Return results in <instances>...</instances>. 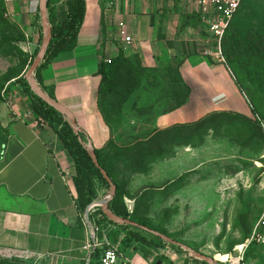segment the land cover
I'll return each mask as SVG.
<instances>
[{
	"label": "crops",
	"instance_id": "crops-1",
	"mask_svg": "<svg viewBox=\"0 0 264 264\" xmlns=\"http://www.w3.org/2000/svg\"><path fill=\"white\" fill-rule=\"evenodd\" d=\"M5 1L14 21L31 37L35 52L43 36L41 0ZM85 1L87 13L75 49L57 56L35 80L49 98L72 116L87 149L103 151L113 138L100 108L99 66L120 54L121 23L134 40L126 57L156 72L150 84L154 83L157 90L162 89L159 86L164 82L167 87L164 74L177 70L189 89L183 106L158 112L150 122L136 117L137 121L123 123L128 131L133 130L131 134L136 133L134 138L140 137L144 127L164 131L198 123L215 113L251 117L248 99L229 66L207 55L214 49L215 41L203 28L195 0ZM60 4L55 3L54 7ZM61 7L54 11L55 24L66 21V10ZM142 90L136 97L142 95ZM9 101L12 117L0 158V249L7 250L11 257L22 255L49 264H101L104 250L110 247L118 250L121 264H208L158 236L204 255L193 237L182 236V226L173 228L170 219L160 218L157 224L155 216L156 228L130 220L127 221L135 226L119 225L106 217L111 224L95 215L100 209L104 214L96 206L90 211L94 218L86 227V212L81 213L77 202L73 157L55 131L35 114L22 87L13 86ZM177 157L178 154L169 156L166 164L169 166ZM155 168L147 175L154 173ZM195 172L198 170L192 173ZM159 175L166 178L164 171ZM125 203L132 215L136 201L125 198ZM156 203L164 204L158 205L164 208L163 212L172 207L170 200ZM130 232L146 242L134 240Z\"/></svg>",
	"mask_w": 264,
	"mask_h": 264
},
{
	"label": "rangeland",
	"instance_id": "rangeland-1",
	"mask_svg": "<svg viewBox=\"0 0 264 264\" xmlns=\"http://www.w3.org/2000/svg\"><path fill=\"white\" fill-rule=\"evenodd\" d=\"M57 1L54 4L62 2V5L53 6V16L58 7L62 6L60 10L67 11L68 0ZM43 37L38 49L33 52L31 37L14 21L7 2L0 0V158L12 117L10 92L17 85L23 91L29 88L33 92L27 80L22 78L40 52ZM250 57L258 82L264 87V53L251 54ZM36 75L37 72L35 79ZM169 76L164 74L169 85L166 87L164 82L159 86L162 89L158 90L154 83L150 84L152 77L145 79L142 95L131 99L123 108L124 124L133 119L137 121L136 117L150 122L158 112L185 102V91L177 82H172ZM130 131L126 127L118 129L116 135L123 137H119L118 144L134 139L132 135L136 133L131 134ZM150 131V128L144 127L140 136ZM184 135V139L187 138L186 133ZM205 138L204 141L188 137L179 142L177 147L170 148L169 153H173L174 157L178 154V159L174 158L169 166L165 160L153 163L152 167L155 166L156 171L150 176L148 173L131 175L122 164L112 167L111 152L104 163L123 188L125 198L136 201L134 213L140 223L156 227L153 223L155 216L157 224L160 218L170 219L173 228L182 226V236L193 237L204 255L223 263L224 259L231 258L230 254L240 256L237 247L248 245L253 240L255 227L263 214L264 152L256 157L248 150L243 151V142L233 136L210 133ZM195 170L198 172L192 173ZM162 171L166 173V178L159 175ZM93 190L95 194L92 199L95 202L106 201L110 195V189L99 180L94 182ZM168 200L172 202V207L168 212H163L164 208L158 205L164 204L156 202ZM153 204L157 205L156 208L152 207ZM252 244L254 248L249 256L244 255L245 261L264 264V245L256 241ZM0 264L49 263L14 255L2 257Z\"/></svg>",
	"mask_w": 264,
	"mask_h": 264
},
{
	"label": "trees",
	"instance_id": "trees-1",
	"mask_svg": "<svg viewBox=\"0 0 264 264\" xmlns=\"http://www.w3.org/2000/svg\"><path fill=\"white\" fill-rule=\"evenodd\" d=\"M55 1H48L49 22L53 37L45 60L36 71L37 79H39L42 69L57 56L75 49L87 13L85 0H68L66 21L63 24H55L52 15V6H54ZM222 48L227 65L252 107L251 112L254 118L233 113H215L198 123L177 126L164 131L151 130L148 134L122 144H118L117 141H120L121 138L119 137L122 136H117L116 132L124 127L125 114L122 113L123 108L125 104L138 95L137 93L143 88L145 79L153 77L156 72L144 69L138 63L127 58L122 50L118 57L107 59L100 64V108L106 124L112 131L113 138L106 149L103 151L94 150V154L101 169L106 171L117 188L116 196L111 201L109 209L118 218L139 222L136 219V212L132 215L129 214L125 203L124 190L115 181L112 172L104 163V160L110 156L109 152L113 155L111 166L115 167L122 164L131 175L149 173L153 163L174 156L173 153H169V149L177 147L182 140L190 137L191 140L205 141V137L210 133L237 138L243 142L242 150H248L256 157L264 152V130L260 122H264V87L258 82L257 72L250 57L251 54L264 53V0L243 1L239 11L231 20ZM109 60L111 63H108ZM169 74L173 80L172 82H177L185 91L187 97L185 102L172 108L177 109L187 102L189 89L177 70H170ZM22 80L26 81V78L24 77ZM25 93L31 98L35 114L55 131L75 161L77 202L83 214L95 202L92 199L95 194L93 190L94 182L99 180L108 189H110V186L101 175L100 170L96 168L91 152L84 144L82 132H76L72 125L66 121L64 115L34 95L29 88L25 90ZM185 133L187 138L184 139ZM95 213V215L102 216V221L111 223L101 209L95 211ZM93 218L94 214L90 213V221ZM99 223L98 221L97 224ZM140 224L147 227L144 223ZM130 236L134 240L146 242L137 233L130 232ZM253 245H250L246 256H249L252 252Z\"/></svg>",
	"mask_w": 264,
	"mask_h": 264
},
{
	"label": "built area",
	"instance_id": "built-area-1",
	"mask_svg": "<svg viewBox=\"0 0 264 264\" xmlns=\"http://www.w3.org/2000/svg\"><path fill=\"white\" fill-rule=\"evenodd\" d=\"M243 1L244 0H195L197 6L199 7L203 28L215 41L214 49L209 51L207 55L218 63L227 64L226 58L223 53L222 43L225 38L226 32L229 29L231 20L239 11ZM118 27L119 37L123 43L121 49L123 53L127 56L133 47L134 40L132 37L128 36L126 27L123 23L119 24ZM108 63H111V61L109 60ZM260 122L264 130V122ZM85 221L87 222L86 214ZM89 225L90 222H87V226L85 224L86 227H89ZM253 241L264 245V211L255 227L253 240L249 241L248 245H245L244 249L240 252V256L233 258L232 255H229L231 259L227 262L222 263L219 260L217 262L219 264H255L253 262H246L244 259V253ZM10 255L11 253H9L7 250L0 249V258L11 257ZM100 263L121 264L120 254L118 250L112 247L106 248L102 254ZM122 264L129 263L125 262Z\"/></svg>",
	"mask_w": 264,
	"mask_h": 264
},
{
	"label": "water",
	"instance_id": "water-1",
	"mask_svg": "<svg viewBox=\"0 0 264 264\" xmlns=\"http://www.w3.org/2000/svg\"><path fill=\"white\" fill-rule=\"evenodd\" d=\"M48 1L49 0H41V16H42V28H43V43H42V47L40 52L38 53L36 59L34 60V62L32 63L30 69L28 70V72L25 75V78L27 80V82L30 84L33 92L41 99L43 100L45 103H47L49 106L55 108L58 112H60L62 115H64L66 121H68L73 129L76 132H81L80 129L78 128L76 122L74 121V119L72 118V116L60 105H58L57 103H55L51 98H49L43 91L42 89L39 87L38 83L35 80V73L36 71L39 69V67L41 66V64L44 62L45 57L47 55L49 46L52 42V37H53V33H52V27L50 25L49 22V16H48ZM90 151V150H89ZM91 152V157L92 160L96 166L97 169L100 170L101 175L105 178V180L108 182V184L110 185V195L108 197V199L106 201H100L97 202L95 204H93L92 206H90L88 208V210L86 211V220L89 223V214H90V210L93 207L99 206L102 208L105 216L113 223L119 224V225H132L135 226V224H133L132 222H129L127 220L124 219H120L118 218L116 215H114L110 209H109V205L111 203V201H113L114 197L116 196L117 193V188L115 186V184L113 183V181L109 178V176L107 175L106 171L101 169L98 160L96 158V155L94 154V151H90ZM146 230L145 228H141ZM158 235V234H155ZM159 237H161L163 240L167 241L170 244L173 245H177L180 247L185 248L188 252L193 253L194 255H196V257H198L199 259H201L202 261L207 262L208 264H216L215 260H213L212 258H209L207 256H204L202 254H199L185 246H182L180 244H178L177 242H174L168 238H165L161 235H158Z\"/></svg>",
	"mask_w": 264,
	"mask_h": 264
},
{
	"label": "bare ground",
	"instance_id": "bare-ground-1",
	"mask_svg": "<svg viewBox=\"0 0 264 264\" xmlns=\"http://www.w3.org/2000/svg\"><path fill=\"white\" fill-rule=\"evenodd\" d=\"M244 245H242V246H239V247H237V249H236V251L237 252H241L243 249H244ZM234 258V257H233ZM231 258H229V259H224L223 260V263H225V262H227L228 260H230Z\"/></svg>",
	"mask_w": 264,
	"mask_h": 264
}]
</instances>
